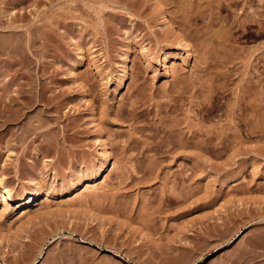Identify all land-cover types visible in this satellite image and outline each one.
<instances>
[{
  "label": "rangeland",
  "instance_id": "obj_1",
  "mask_svg": "<svg viewBox=\"0 0 264 264\" xmlns=\"http://www.w3.org/2000/svg\"><path fill=\"white\" fill-rule=\"evenodd\" d=\"M0 264H264V0H0Z\"/></svg>",
  "mask_w": 264,
  "mask_h": 264
},
{
  "label": "bare ground",
  "instance_id": "obj_2",
  "mask_svg": "<svg viewBox=\"0 0 264 264\" xmlns=\"http://www.w3.org/2000/svg\"><path fill=\"white\" fill-rule=\"evenodd\" d=\"M217 9H218V7H217ZM219 9H221V8H219ZM219 9H218V10H219ZM218 10L215 11V13H214L213 15L211 14L212 16L209 17V24H210V26H214V25L216 24L217 20L220 19L219 16L222 15V14H221L220 11H218ZM219 13H220V14H219ZM202 15H203V14H202ZM231 16H232V15H231ZM221 17H222L221 19H222L223 21L218 20V21H220V23H217L218 26H219V24H220L221 26H222V24H224V25L227 24L226 27L228 26L227 28L225 27V29L222 28V29H224V30H221V27H220V30H221V31H219V30H218V31L221 32L222 34H221V33L218 34V32L216 33L217 35H220V34H221V35H220V38L222 37V39H223L222 43H221V40H222V39H221L220 41H218L220 38L218 37L219 39H217V37L215 36L216 34L214 35V33H213L214 30L212 31L210 28H209V29L207 28V29L209 30V33H210V34H208V36H209L210 38L214 39V40L217 39L218 43L220 42V43H219L220 46H221V44L224 45V46H222V48L225 47V46H228V47H225V48H229V46L232 45L231 42H235V40L238 39L239 35H240L242 32L240 31V30H241V29H240V30H239L240 33H239V34L236 33V32L238 31V29H237V25H236V24L233 25L232 23H234V22H232V21L228 24V23H227L228 20H225L227 17L225 18L224 15L221 16ZM224 18H225V19H224ZM224 20L226 21V23H222V22H224ZM233 21H234V20H233ZM248 22H249V21H248ZM262 22H263V21H262ZM194 23H195V22H194ZM236 23H237V22H236ZM241 23H242V22H241ZM245 23H246V22H245ZM245 23H244V24H245ZM217 24H216V25H217ZM244 24L241 25V26H244ZM260 24H261V23H260ZM216 25H215V26H216ZM210 26H209V27H210ZM241 26H240V23H239L238 28L241 27ZM207 27H208V26H207ZM222 27H223V26H222ZM212 28H213V27H212ZM241 28H242V27H241ZM243 28H244V27H243ZM262 28H263V27H262ZM210 30H211V31H210ZM243 30H244V29H243ZM222 31H223V32H222ZM196 32H197V30H196ZM206 32H207V31H206ZM211 32L213 33V37H215L216 39L212 37V35H211L212 33H211ZM215 32H216V31H215ZM243 32H245V31H243ZM223 34H224V36H223ZM212 39H210V41H212ZM214 40H213V43H210V44L213 45V44H214ZM238 40H239V39H238ZM217 41H215V42H217ZM230 43H231V44H230ZM207 44H209V43H206V45H207ZM215 44H216V43H215ZM215 44H214V45H215ZM217 45H218V44H217ZM218 46H219V45H218ZM232 46H233V45H232ZM232 46H231V47H232ZM206 47H207V46H206ZM216 47H217V46L215 45V48H216ZM233 47H234V46H233ZM217 49L219 50V48H217ZM205 50H206V49H205ZM229 50H230V49H229ZM231 50H232V48H231ZM210 58H212V57H210ZM203 60H204V59H203ZM214 62H215V61H214ZM218 66H219V65H218ZM215 90H216V89H215ZM106 159H107V158H106ZM104 164H105V163H104ZM104 164H103V165H104ZM102 167H103V166H102ZM102 170H103V169H102ZM34 195H35V192H30V193L28 194V197L30 198V200H33V199H34Z\"/></svg>",
  "mask_w": 264,
  "mask_h": 264
}]
</instances>
